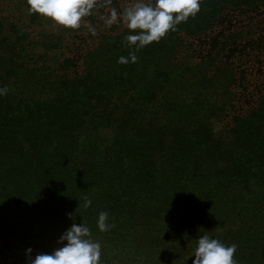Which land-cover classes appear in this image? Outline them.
Wrapping results in <instances>:
<instances>
[{
  "label": "trees",
  "instance_id": "obj_1",
  "mask_svg": "<svg viewBox=\"0 0 264 264\" xmlns=\"http://www.w3.org/2000/svg\"><path fill=\"white\" fill-rule=\"evenodd\" d=\"M11 3L0 0V264L51 252L68 213L101 242L102 264H192L200 234L264 264V36L241 32L264 0H202L123 65L126 27L88 16L96 35L64 56L60 37L40 43L2 15Z\"/></svg>",
  "mask_w": 264,
  "mask_h": 264
},
{
  "label": "clouds",
  "instance_id": "obj_2",
  "mask_svg": "<svg viewBox=\"0 0 264 264\" xmlns=\"http://www.w3.org/2000/svg\"><path fill=\"white\" fill-rule=\"evenodd\" d=\"M110 3V0H105ZM202 0H133L123 9L111 7L101 19L106 27L123 24L127 32L123 42L129 49L127 56H120L118 64L136 63V53L146 46L159 43L171 31L178 30L181 23L194 18L201 11ZM29 14H36L51 20L64 29L78 30L82 26L91 35H96V27L84 21L92 16L100 6L98 0H26ZM7 86L0 88V97L8 93ZM92 200L85 198V209ZM73 223L66 228L57 240V247L51 252L32 255L31 247L25 250L26 264H102V244L92 238L91 229L84 223L77 224L72 213L67 214ZM96 227L100 232L110 231L114 224L109 222V214L98 213ZM194 252L189 257L192 264H238L234 258L235 243L225 244L208 234H200L196 239Z\"/></svg>",
  "mask_w": 264,
  "mask_h": 264
},
{
  "label": "rangeland",
  "instance_id": "obj_3",
  "mask_svg": "<svg viewBox=\"0 0 264 264\" xmlns=\"http://www.w3.org/2000/svg\"><path fill=\"white\" fill-rule=\"evenodd\" d=\"M133 2V0H118V6L120 8H124L129 6V4ZM112 6L108 5L103 9L96 10L94 13L95 20H96V26L101 31H107L110 32L112 29L114 31L123 30L125 26L123 24H114L111 27H106L104 25L103 20L101 19L102 15H106L110 8ZM2 15L10 16L13 22H16L19 26L28 25L27 30L30 32L31 36L38 40L41 43V37L40 33L47 34L46 36L49 39V43L53 44L54 38L60 37L62 40L59 43L58 47L62 48V53L64 56H67L70 50V47H74L75 43V36H82L84 35V32H86V27H84L83 22L82 26L78 30H70V29H64L62 27H59L55 25L51 20L45 19L42 16L38 19L33 21L31 18V14L27 11L26 6V0H12V3L9 6H6L4 9H2ZM41 20V21H40ZM84 21L90 22L87 17L84 18ZM110 29V30H109ZM241 32L246 37H257V36H264V16H257L253 17L252 21L244 27ZM44 43L42 42V45ZM89 46L93 44V39L89 40L87 45ZM40 47V46H37ZM50 47H54V45H51ZM51 54L54 58L55 56L59 55L56 51H51ZM61 55V54H60ZM226 120H214L213 121V127L216 130L225 129L226 127Z\"/></svg>",
  "mask_w": 264,
  "mask_h": 264
}]
</instances>
